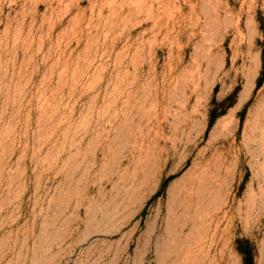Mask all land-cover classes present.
Wrapping results in <instances>:
<instances>
[{
	"label": "rangeland",
	"instance_id": "374dc122",
	"mask_svg": "<svg viewBox=\"0 0 264 264\" xmlns=\"http://www.w3.org/2000/svg\"><path fill=\"white\" fill-rule=\"evenodd\" d=\"M248 251L264 264V0H0V264Z\"/></svg>",
	"mask_w": 264,
	"mask_h": 264
},
{
	"label": "trees",
	"instance_id": "16d2710c",
	"mask_svg": "<svg viewBox=\"0 0 264 264\" xmlns=\"http://www.w3.org/2000/svg\"><path fill=\"white\" fill-rule=\"evenodd\" d=\"M260 86H261V82L259 83V87ZM246 264H255L250 251L246 252Z\"/></svg>",
	"mask_w": 264,
	"mask_h": 264
}]
</instances>
